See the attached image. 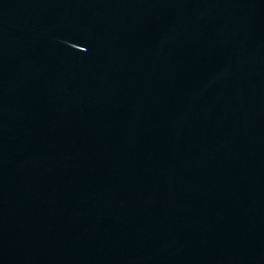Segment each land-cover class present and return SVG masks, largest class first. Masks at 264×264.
<instances>
[{
	"label": "water",
	"instance_id": "water-1",
	"mask_svg": "<svg viewBox=\"0 0 264 264\" xmlns=\"http://www.w3.org/2000/svg\"><path fill=\"white\" fill-rule=\"evenodd\" d=\"M0 264H264V0H0Z\"/></svg>",
	"mask_w": 264,
	"mask_h": 264
}]
</instances>
